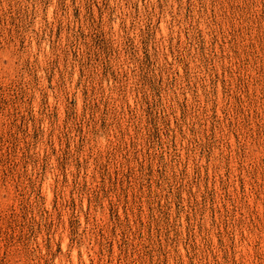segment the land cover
<instances>
[{"label":"rangeland","instance_id":"1","mask_svg":"<svg viewBox=\"0 0 264 264\" xmlns=\"http://www.w3.org/2000/svg\"><path fill=\"white\" fill-rule=\"evenodd\" d=\"M0 264H264V0H0Z\"/></svg>","mask_w":264,"mask_h":264}]
</instances>
